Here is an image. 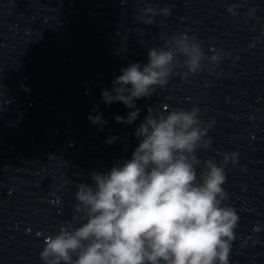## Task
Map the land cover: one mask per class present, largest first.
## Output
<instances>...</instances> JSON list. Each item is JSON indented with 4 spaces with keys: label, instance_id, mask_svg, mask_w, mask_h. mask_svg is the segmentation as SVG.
<instances>
[{
    "label": "clouds",
    "instance_id": "clouds-1",
    "mask_svg": "<svg viewBox=\"0 0 264 264\" xmlns=\"http://www.w3.org/2000/svg\"><path fill=\"white\" fill-rule=\"evenodd\" d=\"M227 11L237 15L236 5ZM170 14L168 7L150 6L141 19L152 24L155 15ZM224 55L206 57L196 36L174 34L148 49L146 64L122 68L111 91L102 90L103 101L134 109L115 117L131 125L140 113L135 100L151 97L174 75L187 80L206 67L205 59L216 65ZM147 113L135 129L131 158L106 173L91 172L92 184L77 185L72 220L45 238L43 264H230L240 218L224 203L229 194L223 185L225 167L237 162L238 153H224L219 165L201 161L197 152L211 145V124H203L198 107L167 113L149 107ZM88 119L103 131L101 115Z\"/></svg>",
    "mask_w": 264,
    "mask_h": 264
}]
</instances>
